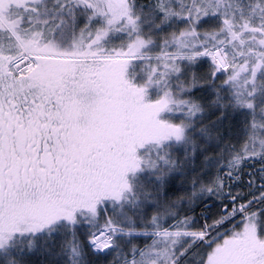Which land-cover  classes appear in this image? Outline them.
I'll return each instance as SVG.
<instances>
[{
  "label": "snow or ice",
  "instance_id": "obj_1",
  "mask_svg": "<svg viewBox=\"0 0 264 264\" xmlns=\"http://www.w3.org/2000/svg\"><path fill=\"white\" fill-rule=\"evenodd\" d=\"M0 264H264V0H0Z\"/></svg>",
  "mask_w": 264,
  "mask_h": 264
}]
</instances>
